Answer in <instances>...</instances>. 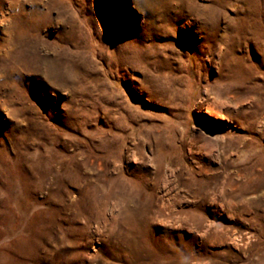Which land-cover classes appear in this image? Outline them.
Wrapping results in <instances>:
<instances>
[{
    "label": "rangeland",
    "instance_id": "1",
    "mask_svg": "<svg viewBox=\"0 0 264 264\" xmlns=\"http://www.w3.org/2000/svg\"><path fill=\"white\" fill-rule=\"evenodd\" d=\"M0 264H264V0H0Z\"/></svg>",
    "mask_w": 264,
    "mask_h": 264
},
{
    "label": "bare ground",
    "instance_id": "2",
    "mask_svg": "<svg viewBox=\"0 0 264 264\" xmlns=\"http://www.w3.org/2000/svg\"><path fill=\"white\" fill-rule=\"evenodd\" d=\"M175 6V5H174ZM201 6V5H200ZM157 7V6H156ZM175 9V8H174ZM202 9V8H201ZM165 11V10H164ZM183 11V10H182ZM178 22H180V19H178ZM158 25V24H157ZM168 30V29H167ZM206 104V103H205ZM212 109H215V108H212ZM213 111V110H211Z\"/></svg>",
    "mask_w": 264,
    "mask_h": 264
}]
</instances>
